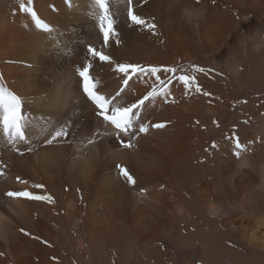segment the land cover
<instances>
[{
  "label": "bare ground",
  "instance_id": "bare-ground-1",
  "mask_svg": "<svg viewBox=\"0 0 264 264\" xmlns=\"http://www.w3.org/2000/svg\"><path fill=\"white\" fill-rule=\"evenodd\" d=\"M254 76L264 0H0V264H264Z\"/></svg>",
  "mask_w": 264,
  "mask_h": 264
},
{
  "label": "rangeland",
  "instance_id": "rangeland-1",
  "mask_svg": "<svg viewBox=\"0 0 264 264\" xmlns=\"http://www.w3.org/2000/svg\"><path fill=\"white\" fill-rule=\"evenodd\" d=\"M250 79L251 80H248V82L246 83V86H243L245 88L244 91L241 89L242 93L244 92L245 94L250 96V98L247 97L248 99H246V98L243 99L245 102L242 100L243 122H245V123L246 122L247 123L254 122L252 127H253V129H255V131L258 132V136L261 137V140L263 142L262 146L264 147V136H261V134H259L262 127L264 126V108H263L264 107V91H263L264 90V83L262 81V78H259L258 76H254V78L252 77ZM246 91H247V93H246ZM249 111H251V112L249 113ZM251 114H252V116H251ZM245 116H247V117H245ZM261 153H262L263 159H264V149L261 150Z\"/></svg>",
  "mask_w": 264,
  "mask_h": 264
}]
</instances>
